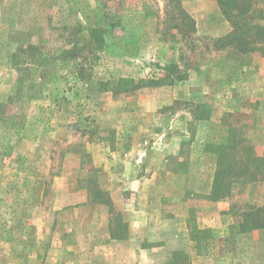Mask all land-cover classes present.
<instances>
[{
    "label": "rangeland",
    "instance_id": "374dc122",
    "mask_svg": "<svg viewBox=\"0 0 264 264\" xmlns=\"http://www.w3.org/2000/svg\"><path fill=\"white\" fill-rule=\"evenodd\" d=\"M169 1L0 0V264H264V229L233 230L264 207V163L210 197L214 146L264 160V52L216 48L232 27L213 0H180L178 34ZM123 192L113 226L171 214V249L137 237L104 261Z\"/></svg>",
    "mask_w": 264,
    "mask_h": 264
},
{
    "label": "trees",
    "instance_id": "16d2710c",
    "mask_svg": "<svg viewBox=\"0 0 264 264\" xmlns=\"http://www.w3.org/2000/svg\"><path fill=\"white\" fill-rule=\"evenodd\" d=\"M213 1L216 2L222 16L232 27L229 34L214 42L216 48L220 50L234 48L241 54L264 52V26L256 22L258 18L263 17V14L259 12V15L256 16L257 10L254 0ZM169 4L172 6L170 12L172 14V22L174 23L177 21L173 29L176 30L178 34L182 33L183 35L189 33L191 29H194L195 22L185 11L181 1L170 0ZM130 83L134 82L131 81ZM145 83V81L139 82V84ZM113 84L114 88L116 83L114 82ZM107 85L111 84H100L103 89ZM133 87L138 88V86ZM238 142L239 143L236 144L230 141L214 146L213 151L217 158V171L214 177L211 198L215 199L225 195L229 196L234 185L238 184L239 181H244L245 184L257 181L256 177L260 168L255 164L257 162L263 164L264 160L258 159L251 147H243L242 150L236 151V148H241L244 145L243 140ZM107 205L111 207L110 203ZM242 215V222L233 229L238 234H246L264 229V207H249L245 209ZM198 231L197 229L194 230V232L200 234L201 232Z\"/></svg>",
    "mask_w": 264,
    "mask_h": 264
},
{
    "label": "crops",
    "instance_id": "0c3cea01",
    "mask_svg": "<svg viewBox=\"0 0 264 264\" xmlns=\"http://www.w3.org/2000/svg\"><path fill=\"white\" fill-rule=\"evenodd\" d=\"M141 162L142 160H139L138 163H141ZM166 166L167 165L165 163V167ZM164 173H165V170H164ZM141 178L142 177H139L136 180H140ZM125 193L126 192H123L120 195L117 194L116 197L114 196L112 198L114 205H112L111 207L107 205L106 203H104V219H102V226L104 225V261L106 262L108 258L115 259L116 258L115 255H117V251L119 247L122 248V247L130 246L131 241H134L137 237L139 239L141 238L142 239H145V238L154 239L153 241L149 240V242L151 241L150 243L154 241L160 242L159 244L149 245L148 246L149 248H159V249L160 248H165V249L170 248L171 249V245H172V241L174 237V232H173L174 224L172 222L173 217L171 216V214L170 215L165 214L164 217H161L162 215H160L158 212L154 210L152 212H149L151 211V209L144 210L141 207H138V208L132 209L131 215H134L133 216L134 218L132 217L131 221L129 220L127 222L124 221L125 227L124 226L122 227V225H120L121 222H117L113 226L112 218H111L112 216L110 214L111 208L115 206V203L117 206H120L118 205L119 203H121L125 207L128 206V205H125V201L123 198V196H125ZM133 196L136 197V194H134ZM153 206L155 205L152 204V207ZM163 206L164 204L159 203L158 207L160 208V211ZM84 208L88 209V220H85L84 223H86V225L94 226V224H96L97 222V217L94 215L93 210H91L92 207L90 205H86L84 206ZM99 210H101V208H99ZM143 218L145 219L143 220ZM154 223L158 224L156 226V229L155 227L151 229L146 228L147 225L154 224ZM198 229L202 230L204 228L199 227ZM158 233L161 235H159ZM100 245H101V248H103L102 243Z\"/></svg>",
    "mask_w": 264,
    "mask_h": 264
}]
</instances>
